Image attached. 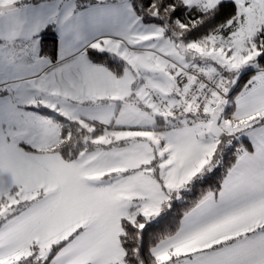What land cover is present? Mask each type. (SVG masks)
Segmentation results:
<instances>
[{
  "label": "snow or ice",
  "instance_id": "snow-or-ice-1",
  "mask_svg": "<svg viewBox=\"0 0 264 264\" xmlns=\"http://www.w3.org/2000/svg\"><path fill=\"white\" fill-rule=\"evenodd\" d=\"M0 264H264V0H0Z\"/></svg>",
  "mask_w": 264,
  "mask_h": 264
}]
</instances>
